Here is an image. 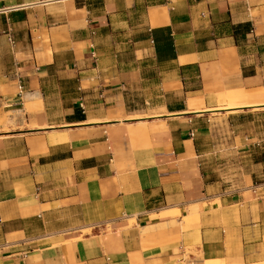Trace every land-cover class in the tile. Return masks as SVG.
<instances>
[{"label": "crops", "instance_id": "0c3cea01", "mask_svg": "<svg viewBox=\"0 0 264 264\" xmlns=\"http://www.w3.org/2000/svg\"><path fill=\"white\" fill-rule=\"evenodd\" d=\"M259 40L264 0H0V264L264 261Z\"/></svg>", "mask_w": 264, "mask_h": 264}, {"label": "bare ground", "instance_id": "6f19581e", "mask_svg": "<svg viewBox=\"0 0 264 264\" xmlns=\"http://www.w3.org/2000/svg\"><path fill=\"white\" fill-rule=\"evenodd\" d=\"M156 20H154V23H155ZM226 98L230 101L228 104H225L223 107H227V109H231L232 107L234 106H238V105H246L248 102H245V101H242V102H239V103H236L235 102V98L236 99H240V100H244L245 99V95L243 93V91H232V92H229L227 95H226ZM196 186H197V189L200 190V193L202 192V185H201V182L196 179ZM179 211L178 210H175L174 212L172 211H164L161 215H168V214H171V213H178ZM189 218H186V223H189ZM206 264H221V261L219 260H207L206 261Z\"/></svg>", "mask_w": 264, "mask_h": 264}, {"label": "rangeland", "instance_id": "374dc122", "mask_svg": "<svg viewBox=\"0 0 264 264\" xmlns=\"http://www.w3.org/2000/svg\"><path fill=\"white\" fill-rule=\"evenodd\" d=\"M230 26H231V24L229 23L228 25H226V27H225V29L224 30H226V29H228V28H230ZM262 41H264V40H261V42H260V40L258 41L259 43H257V44H261L262 43ZM225 104H228V102H226V100L223 98L221 101H219V105L220 106H223V105H225ZM248 127L246 126V127H244V128H241V130H246ZM254 187H256L257 189V192L261 195L262 194V192H263V190H264V186H257L256 184H255V186ZM262 188V189H261ZM259 195V196H260ZM263 195V194H262ZM83 233H88V232H90V229H85V230H83L82 231ZM263 242H264V238H263ZM221 264H237L236 262H231V263H225V262H221ZM258 264H264V261H262V262H259Z\"/></svg>", "mask_w": 264, "mask_h": 264}, {"label": "trees", "instance_id": "16d2710c", "mask_svg": "<svg viewBox=\"0 0 264 264\" xmlns=\"http://www.w3.org/2000/svg\"><path fill=\"white\" fill-rule=\"evenodd\" d=\"M247 25V24H246ZM246 25L245 26H243V28H244V32H243V35H245L248 31H249V29H248V27H246Z\"/></svg>", "mask_w": 264, "mask_h": 264}, {"label": "built area", "instance_id": "2783aa9c", "mask_svg": "<svg viewBox=\"0 0 264 264\" xmlns=\"http://www.w3.org/2000/svg\"><path fill=\"white\" fill-rule=\"evenodd\" d=\"M21 88H22V86H21Z\"/></svg>", "mask_w": 264, "mask_h": 264}]
</instances>
